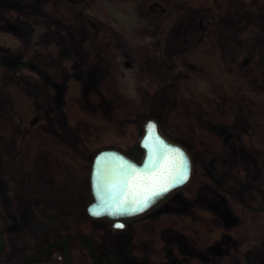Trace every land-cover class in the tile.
<instances>
[{
  "label": "rangeland",
  "instance_id": "374dc122",
  "mask_svg": "<svg viewBox=\"0 0 264 264\" xmlns=\"http://www.w3.org/2000/svg\"><path fill=\"white\" fill-rule=\"evenodd\" d=\"M4 21L20 34L0 33V264H251L264 179L226 143L245 133L264 169L263 0H0ZM158 111L192 176L114 233L83 211L92 156L139 155Z\"/></svg>",
  "mask_w": 264,
  "mask_h": 264
},
{
  "label": "water",
  "instance_id": "95a60500",
  "mask_svg": "<svg viewBox=\"0 0 264 264\" xmlns=\"http://www.w3.org/2000/svg\"><path fill=\"white\" fill-rule=\"evenodd\" d=\"M137 145L136 156L116 145L94 152L83 209L88 218L123 229L187 186L191 154L162 131L157 119L145 118Z\"/></svg>",
  "mask_w": 264,
  "mask_h": 264
},
{
  "label": "trees",
  "instance_id": "16d2710c",
  "mask_svg": "<svg viewBox=\"0 0 264 264\" xmlns=\"http://www.w3.org/2000/svg\"><path fill=\"white\" fill-rule=\"evenodd\" d=\"M264 1V0H263ZM261 3V2H260ZM237 9V7H232V5H228L226 7V10L228 12H232L235 11ZM257 9H254L253 7L247 10H243L244 12H242V15L244 14L245 17H247L249 15V18H252V15H255V11ZM238 11V10H237ZM14 33V34H20L19 33V29L18 27L12 23L11 21H4L2 22V24L0 25V33ZM247 33V38L248 37H253V35L251 33H253V31H248ZM185 34V33H184ZM192 34L190 36H188L186 38V41L191 42L193 40ZM237 44L240 46L241 44L239 42H237ZM234 46L236 47V44H234ZM237 49V48H236ZM3 50L2 46H0V51ZM261 50L263 51L264 48H261ZM74 82H70L69 83V87L67 89V91L72 92V90L75 88L74 86ZM153 117L155 119H157V121L161 124V128L162 131L166 134H168L172 139L173 136L171 133H169L168 130H166L165 126H164V122H163V112L158 111V113L156 112L155 114L151 113L146 115L145 117L141 118V122L143 120H145L146 117ZM138 123L137 126H135L134 128V133L138 134V136H140V132H141V127H142V123ZM245 135V133H242L240 136H238L237 138H231L227 140L228 144V148L231 151V154L237 158V160L239 161H244L246 164H248V171L250 172V178L251 180H261L264 179V169L261 166L260 162V157L257 155V151L254 150H250L251 148H247L245 147V145L242 142V137ZM176 140V139H174ZM181 143V142H180ZM184 144V143H183ZM185 147L187 148L186 144H184ZM91 147V149H95L94 145H89ZM117 146L124 148V146L121 143H117ZM254 147V146H253ZM188 149V148H187ZM189 151V150H188ZM264 203V201H263ZM109 226V225H108ZM110 231L114 232V233H118V232H122V230H115L112 229L111 227H109ZM223 232V231H221ZM227 235L229 237H234V233L232 232H227ZM262 238H261V242L259 244H257V246L255 247H246L245 244L242 245L243 248H240V250L242 251L241 257L244 258L245 261H249L251 262V264H255L258 262H264V232L262 234Z\"/></svg>",
  "mask_w": 264,
  "mask_h": 264
}]
</instances>
